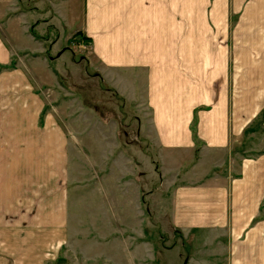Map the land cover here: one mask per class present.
Segmentation results:
<instances>
[{"label":"crops","instance_id":"obj_1","mask_svg":"<svg viewBox=\"0 0 264 264\" xmlns=\"http://www.w3.org/2000/svg\"><path fill=\"white\" fill-rule=\"evenodd\" d=\"M75 34L88 40L96 76L135 79L130 90L143 100L139 129L166 151L173 171L187 165L176 161L179 154L202 161L185 171L187 178L228 168L173 189L171 235L195 232L219 248L222 232L233 248L229 264H264V153L240 163L232 153L264 109V0H0V83L13 88L14 99L24 94L37 118L41 107L24 59L47 45L68 48ZM116 85L123 93L124 85ZM55 151L56 163L41 167L53 171L48 179L61 190L71 175L62 148ZM65 207V197L53 199L45 231H61L69 202ZM1 226V243L11 242L13 220Z\"/></svg>","mask_w":264,"mask_h":264},{"label":"rangeland","instance_id":"obj_2","mask_svg":"<svg viewBox=\"0 0 264 264\" xmlns=\"http://www.w3.org/2000/svg\"><path fill=\"white\" fill-rule=\"evenodd\" d=\"M88 43L75 34L68 48L47 45L45 53L36 51L24 59L41 107L38 118L34 109H26L24 94L14 99L13 88L0 83V226L2 220L12 219L14 228L12 241L4 238L8 251H0V261L215 264L220 260L229 264L233 248L224 233L221 240L225 243L218 248L204 243L210 238L195 232L186 238L174 232L173 237L169 220L177 185L204 183L228 168L213 170L207 179L187 178L185 171L196 161L201 166L202 161L198 155L193 160L179 154L176 161L189 166L180 173L173 171L176 167L166 151L139 129L144 126L139 109L143 100H136V92L130 90L137 84L135 79L96 76L87 57ZM60 52L65 54L58 56ZM115 84L124 85L123 93L112 87ZM58 148L71 175L69 186L61 190L48 179L53 171L41 167L56 163ZM232 153L238 163L264 153V109L250 122ZM230 172L237 175V170ZM61 197L66 198L65 208L69 202L65 225L61 231H45L51 202ZM261 219L262 215L255 222Z\"/></svg>","mask_w":264,"mask_h":264}]
</instances>
